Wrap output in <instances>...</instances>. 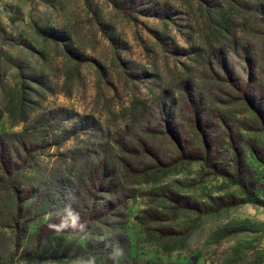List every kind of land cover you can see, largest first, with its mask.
<instances>
[{"label":"rangeland","instance_id":"1","mask_svg":"<svg viewBox=\"0 0 264 264\" xmlns=\"http://www.w3.org/2000/svg\"><path fill=\"white\" fill-rule=\"evenodd\" d=\"M0 264H264V0H0Z\"/></svg>","mask_w":264,"mask_h":264},{"label":"clouds","instance_id":"2","mask_svg":"<svg viewBox=\"0 0 264 264\" xmlns=\"http://www.w3.org/2000/svg\"><path fill=\"white\" fill-rule=\"evenodd\" d=\"M68 216L72 219V226L75 227L76 226V221L78 220V215L75 214L70 208L66 209ZM50 227L54 228L55 230L59 231L62 230L66 227H68L67 223H62L60 225H51ZM81 227H83L81 225Z\"/></svg>","mask_w":264,"mask_h":264},{"label":"trees","instance_id":"3","mask_svg":"<svg viewBox=\"0 0 264 264\" xmlns=\"http://www.w3.org/2000/svg\"><path fill=\"white\" fill-rule=\"evenodd\" d=\"M231 181H232V183L238 185L244 191V193L247 196H249V201H252L253 200L252 199V195L246 190L247 188H246V185L244 184V182H242L241 180H239L237 178L236 179L233 178V179H231Z\"/></svg>","mask_w":264,"mask_h":264}]
</instances>
